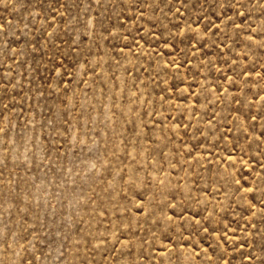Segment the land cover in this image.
<instances>
[{
  "label": "rangeland",
  "instance_id": "1",
  "mask_svg": "<svg viewBox=\"0 0 264 264\" xmlns=\"http://www.w3.org/2000/svg\"><path fill=\"white\" fill-rule=\"evenodd\" d=\"M0 264H264V0H0Z\"/></svg>",
  "mask_w": 264,
  "mask_h": 264
}]
</instances>
